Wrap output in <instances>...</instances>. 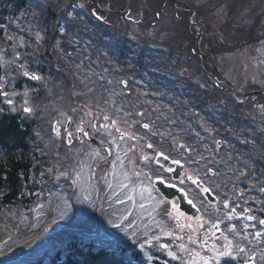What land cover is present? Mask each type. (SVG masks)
Wrapping results in <instances>:
<instances>
[{"label": "rangeland", "instance_id": "374dc122", "mask_svg": "<svg viewBox=\"0 0 264 264\" xmlns=\"http://www.w3.org/2000/svg\"><path fill=\"white\" fill-rule=\"evenodd\" d=\"M203 1L205 0H194L193 2L197 4ZM234 1L238 4L244 5L243 3L245 0ZM147 4H149V6L153 4L158 7L157 0H143L141 7ZM216 4L220 5V7L216 8V13L215 10H206L205 13L203 12L204 15L201 14V17L204 16V18H200V24L202 25L204 30L203 33L205 34L200 43L202 52L206 54L208 51H210L209 49L215 50V47L221 48V51L215 50L216 54L213 52L215 55L214 62L217 67H220L219 71L222 72L224 76L235 86L237 96H239L240 93L247 88H260L261 86H264V45L260 44L262 38L258 39V46L252 47V34H256L258 31V29L255 31L252 30L255 28L253 24L256 21L264 22V0H252V9L249 7L248 12H246V8L242 9L241 12H238L236 8L230 9L228 4L226 6V2L224 3L223 0H218ZM103 7H106L105 3L103 4ZM167 7H171V5L168 4ZM211 9H213V7ZM129 16L136 17L138 14L130 12ZM149 19H153V16L149 15ZM206 19L210 20V22L205 23ZM157 29L159 30L157 34H161L163 36L168 35L167 32L170 29L168 25V18L164 19L159 16L157 23L154 25L153 31ZM225 33L228 35H225ZM237 34H240V37L247 36L248 41L245 39L236 38ZM152 36L155 37L156 34H152ZM229 37H231V39L228 41ZM205 57L206 61L210 62V57L208 55ZM6 61H9V58H7ZM187 63H194L195 66H199V69L196 70L197 73H193L189 69V66H187L186 70L191 72L193 76L200 77L202 75V70L200 69L202 68V64L200 63L199 59L196 60L194 56L191 55V62ZM180 68L183 67L180 66L179 69ZM192 80L194 81L196 79ZM207 80L209 83L212 82L214 85L215 81L211 76L208 77ZM217 89L219 91V95H223V100L226 104L224 106L225 109L228 107L232 108V105L235 108L237 107V103L232 101L229 97L230 90L226 84L219 82L217 84ZM109 92L110 91H108L106 94V96L108 95L107 102L113 107L112 115L116 119L120 129L126 132L129 137L135 133L141 136L142 129L144 128V118H147V120L150 121V113L142 112L141 108H138L137 103H135L134 105L136 108L141 110L139 113L141 116L137 115L135 118L128 117L126 112L123 113L120 111V108L115 101V96ZM98 95L101 96V94ZM16 96V92L10 93L6 99H15ZM93 97L96 98V94ZM258 98L259 96L257 95H251L247 97L245 100H247L248 103H242L239 105L240 109L244 108V110L247 111L249 109V105L253 104V102H255ZM253 118H257V116ZM130 124H136V129L131 126H127ZM249 132L251 135L254 134L252 133V130ZM149 139L152 142L154 141L151 138ZM118 141L119 140L116 137L111 139L110 145L114 152L119 151L123 147V143L120 144ZM262 148L264 149V146ZM97 153H99V155H97ZM93 157H102V151L99 149L92 150L85 167L82 169H79L78 167L76 170L78 172L76 177L73 179L76 182L73 183L72 180V183L78 187V192H76L75 198L79 205L78 211L81 215H86L88 213L97 211L102 216V219H100L98 216L99 219L95 225L103 222L102 224L98 225V230H100V232L103 234L102 236L105 239L113 240L118 245V247L126 248L128 251L136 252L142 255L144 262L145 257H148L147 253H150V251L155 248L156 243L152 244V242L155 239V236L159 237V234L162 233L160 230H162V225L165 223L164 219L162 218L163 212L159 210V218L154 227L153 201H155V197L152 195L151 185L147 183L148 185L146 186H140V184H138V187L136 186L137 188L130 187L132 194L126 198H116L117 191L120 190L122 186L118 187L115 185L116 178L113 175V166L111 169H109L107 174H103L98 177L101 183H103L106 187L104 188V196L102 197L97 182L93 181V177L90 178L89 175L91 172V162ZM102 158L105 159L106 154ZM130 170H133V166ZM96 175L98 176L99 173H96ZM123 181H125L124 177ZM119 183L120 182H118V184ZM113 187H116V189L114 190ZM53 195H55V197L49 196L40 199L35 207L30 209L32 215L29 218H25V220L33 227L40 225L46 220L47 223L64 221L68 219V215L72 214V210L69 207L71 201L67 200L62 194ZM85 197H87V199H85ZM129 197H131V199H129ZM117 199L120 201H125L122 208V212L124 213H121V210L114 211L106 209V205L108 202H110V200L113 203H116ZM57 200H59V202H55L54 204L52 203L53 201ZM103 200L104 203L101 205ZM157 202L160 203V201ZM130 215L134 218H137L141 215H150L149 219L144 224V226L150 228V234L147 236H142L141 231L134 229L133 225H129L131 219ZM137 221L138 220L133 219V223ZM203 221H207L205 224L208 225V227L210 226V228L212 227L213 222L211 220L204 217ZM93 222L95 221H90L89 224H93ZM114 222H117L119 226L118 228L111 229L108 227L109 225H113ZM130 227L131 230H129ZM234 228L235 231L230 232L228 230L229 227L219 226L218 232L223 233V236H227L228 239L232 241V243L245 247L248 240V237L245 233L247 228L244 227V224H241L237 227L234 226ZM170 242H166L165 245L167 246V244ZM122 244L125 247H123ZM158 244L162 245L163 242H159ZM174 244L175 243H171L169 246ZM162 252L166 254L164 249ZM222 264H225V262Z\"/></svg>", "mask_w": 264, "mask_h": 264}, {"label": "trees", "instance_id": "16d2710c", "mask_svg": "<svg viewBox=\"0 0 264 264\" xmlns=\"http://www.w3.org/2000/svg\"><path fill=\"white\" fill-rule=\"evenodd\" d=\"M223 2H226V6L228 4L230 9L236 8L238 12H241V10L244 8H246V12H248L249 7L250 9H252V0H245L243 3L244 5L238 4L234 0H223ZM214 5H216V1H214L211 6L214 7ZM192 7L197 10L198 18L201 17V14L204 15L203 10L205 8L200 6ZM180 12L177 8L176 15H178V22L175 35L165 37L160 44L171 45L177 48L181 46H186L187 48H194L195 36L193 38H190V36H188V31L186 29L187 26L185 28L182 26ZM216 12L217 11H215V13ZM202 17L204 18V16ZM206 20L207 23L210 22V20ZM253 26L255 28L252 30L255 31L258 29V31L256 32L257 35L255 33L252 34V47H255L257 45L258 39H260V36L264 35V22L256 21ZM114 28L121 30V25H118ZM225 35L228 34L225 33ZM239 35L240 34H237L236 38L245 39L248 41L247 36L240 37ZM128 38L129 37H127V39ZM230 39L231 37H229L228 41ZM148 44L156 46L157 42L142 44L140 42H136V44H131L127 41L118 40V42L116 43V49L122 55H124L123 50L129 51V49L123 48L122 50V47H133ZM120 57L122 56L120 55ZM19 70L22 73V70ZM40 76L42 79L38 82L28 81L26 79L25 83L18 85V89H25L29 94L31 92H41L44 89V86L47 87V85L45 82H43L45 74L42 73L40 74ZM18 122L19 121H16L15 115L7 116L3 113H0V148L2 149V152L0 154V238L6 234V236L11 234L12 238L14 239L15 235L18 236L22 232L34 229L29 223H24L22 221V215L20 216V218L14 220L9 211L4 209L5 205H10L11 202L9 201L17 198L18 195L21 193L20 188L22 186V183L27 180V175L30 166L28 156L29 152L32 149V146L31 144L27 143L24 135L28 129H26L25 126L21 128L20 123ZM54 243H59L61 246L59 248H56L54 255L51 256V264H129L125 261L124 257L121 256L122 254L118 251L106 252L100 250L99 252L94 253L88 250L82 252L79 249L75 248V246L73 245H69L68 248H65L62 244L61 239H55L53 245ZM53 245L52 248H54ZM9 256L10 253H8V249H6L0 256V263L1 261H8ZM33 264H40V259L34 262Z\"/></svg>", "mask_w": 264, "mask_h": 264}, {"label": "flooded vegetation", "instance_id": "af4514ba", "mask_svg": "<svg viewBox=\"0 0 264 264\" xmlns=\"http://www.w3.org/2000/svg\"><path fill=\"white\" fill-rule=\"evenodd\" d=\"M88 1H92V0H88ZM95 1H97V0H95ZM66 32H69L67 37H77V36H80L82 34H84V36H92V35H99L100 36V35H109L112 33L111 31H95L94 32L92 30H73V31L64 30L62 32L61 36H64ZM76 34H80V35H76ZM55 35H58V33ZM79 127H82L85 132L88 130V127H84L83 125H80ZM76 129H77V127H75V126L72 129H70L69 127L67 128V131L72 133L71 142L73 143V141L76 138V140H78L79 142L84 143L85 135H83V133H77ZM66 136H67V133H66ZM125 159H126V162H129V160H130L129 157H126ZM142 161H144V158L136 159V167H138L140 165V162H142ZM143 172H145V170H143ZM223 192H224L223 189H218L216 196L220 197V194ZM233 202L239 208V211L237 213V217L240 219V222L232 224L231 226L237 227V226H240L242 223L252 224V226L246 230V232L250 236L251 245L246 246V247L239 246V247H242L245 249L247 256L245 255V253L237 251L236 247H235V248H233L232 254L234 256H236L237 259L232 260L229 257H222L221 258L222 260H219L218 264H222L223 262H230L232 264H235L237 262H240L242 260L247 259L249 256L255 257V254H254V252L256 251L255 243L257 242L256 237H255V233L257 231L258 226H260V228L264 227V225L259 224V220L264 219V215H263L264 213L262 212L263 211L262 207L264 205V202L260 203V205L257 203H254V204H249L246 206L241 205V203L239 202L238 199L233 200ZM172 204H175V203L173 201L170 202L169 210L175 213L174 209L172 208ZM245 209H247L248 211L245 212ZM179 211L181 212L180 209H179ZM213 214H215L214 210H211V215H209L208 213L204 212L203 207L199 206V217H202V220H204V217L209 219V220H212ZM247 215H251V216L255 217L256 219L251 220V221L245 220L243 217L247 216ZM180 218H182V222L180 221ZM175 220H177V219H175ZM193 220L194 219L191 218V221H190V217L185 216L184 214H183V216H179L180 225H183V227L178 229V231L174 234V236L179 237L183 240H187V241H189V236H191L196 240V243H195L196 246L199 245V241H200V244H201V242H204V245H205V247L203 246L204 250H207L208 248L211 249V247L213 245H215L217 251H222V246L225 243V241L221 240V237H223L221 235V233L218 234V231H217L215 233V236H213L212 232L214 230L212 229V227L211 228H210V226L208 227V225L207 226L203 225V227L194 231V229H196V225H194ZM213 223H216V221H214ZM189 224L192 225V228L187 227V225H189ZM219 226L223 227L224 221H220ZM202 237H205V239L202 240ZM197 251L198 250H196V252ZM263 258H264V256H260V259H263ZM252 261L254 263H256V261H258V260L254 258Z\"/></svg>", "mask_w": 264, "mask_h": 264}, {"label": "snow or ice", "instance_id": "6c2138e0", "mask_svg": "<svg viewBox=\"0 0 264 264\" xmlns=\"http://www.w3.org/2000/svg\"><path fill=\"white\" fill-rule=\"evenodd\" d=\"M24 74H25L26 76L29 75L27 72H25ZM30 79H37V80H38V79H40V77H38V76H36V75H31V76H30ZM0 95H5V96H6L7 93H6V92H0ZM7 103H8L9 105H12V104H13V101H12L11 99H8V100H7ZM24 103H25V107L23 108V111H24L25 113H30V112L32 111V109H31L30 107L27 106L28 101L25 100ZM13 111H15V108H13ZM108 119H109V117H108L107 115H105V116H104V120H108ZM69 122H70V120H69ZM81 124H83V120L81 121ZM112 124L115 125V124H116V121L113 120V121H112ZM92 126L95 127V125H92ZM100 127H102V128H107L108 125H106V124H102V125H100ZM143 127L147 129V128L149 127V125H148V124H144ZM65 130L67 131V129H65ZM53 131H56V132H57V135H59V130H58V129L53 128ZM116 131H117V132H120V129L117 128ZM76 132H77V133H83V135H85V136L88 135V133L85 132L84 129H83L82 127H77ZM67 135H68V137H69V141H68V142L71 143V139H70V138H71V136H72V133H71V132H68ZM123 137H124V133L120 132V138L123 139ZM148 147L151 148L152 145L149 144ZM180 147L183 148L184 146L181 145ZM97 155H99V153H97ZM157 155H161V154L158 153ZM145 159H147V157H145ZM164 159L167 160L168 157H167V156H164ZM172 163H174V164H178L179 161L173 160ZM167 171L171 172V171H173V170H172L171 168H169V169H167ZM209 171H211V169H209ZM158 179H160V182H161V183H164L163 179H161V178H159V177H158ZM189 179H192V178L189 177ZM75 182H76V181L73 180V183H75ZM192 182H193V183H198V181H196V180H192ZM181 183H183V181H181ZM170 186H171V187H175V185H170ZM201 191H203V192H208L209 189H208V188H202ZM261 191H264V189H261ZM85 199H87V197H85ZM129 199H131V197H129ZM188 202H189V204H192V201H191V200H189ZM193 207H195V205H193ZM228 207H229L228 201H225V202H224V208L227 209ZM172 208L174 209V211H175V215H176L177 217H179V216H183V213H181V212L179 211V209L176 207L175 204H172ZM247 211H248V210L245 209V212H247ZM225 215L227 216V218H228L229 220L233 219L234 216L236 215V209H235V208H232V209H231V212L225 213ZM243 218H244L245 220H249V221L256 219L255 217H253V216H251V215L244 216ZM190 219H191V218H190ZM195 220L197 221V225H196V229H194V231L197 230V229H199V228H201V227H203V224H204V223H207V221H203V220H202V217H195ZM219 223H220V221H217L216 223H213V224H212V229L214 230V231L212 232V235H213V236H215V233H216L217 231H219ZM259 224H260V225H264V219H260V220H259ZM117 227H119V226H117ZM181 227H183V225H181ZM187 227L192 228V225L189 224V225H187ZM244 227H245V228H248L249 225H248V224H245ZM228 230H229L230 232H234V231H235V228H234V226H232V227H229ZM221 235L223 236V233H221ZM261 235H262V233L259 232V231H257V232L255 233V237H257V238L260 237ZM223 239H224L225 243H224L223 246H222V248H223L222 251H217L215 245H213V246L211 247L210 251L213 252V256H212V257L201 256L199 252L189 251V255L191 256V260H190L189 264H210V261L213 260V259H215V260L217 261V264H218L220 258H222V257H229V258H231L232 260L237 259V257L234 256V255L232 254V253H233V245H232V241L229 240L227 236H223ZM189 241H190V243H192V244H195V243H196V240H195L193 237H191V236H189ZM201 246H205V245H204V242H201ZM161 247H167V246H166V245H161ZM180 248H181L182 250L188 251V250H186V249L184 248V245H183V244L180 245ZM236 250L239 251V252L245 253V255L247 256V253L245 252V249H244V248L237 246V247H236ZM169 255L172 256L173 259L176 258V256H175L174 253H171V252H170ZM253 259H254V257L249 256L247 259H245L244 264H251V261H252Z\"/></svg>", "mask_w": 264, "mask_h": 264}, {"label": "bare ground", "instance_id": "6f19581e", "mask_svg": "<svg viewBox=\"0 0 264 264\" xmlns=\"http://www.w3.org/2000/svg\"><path fill=\"white\" fill-rule=\"evenodd\" d=\"M13 2L15 0H12ZM130 3H132V13H137L138 11H140V6L141 4L143 3V0H128ZM119 3H123L125 2V0H119L118 1ZM61 31V29H60ZM182 57H184V61L182 62V64L187 60V55H181ZM232 97H233V94H232ZM56 202H59V200H57ZM164 203V208L167 209V211L165 212V216H164V221L167 223V222H172L175 218H177V216L175 215L174 212L170 211L169 210V203H167L166 201H162ZM55 202H53L54 204ZM180 221L182 222V218H180ZM173 225L171 223V225H169L168 228H172ZM176 233V231L173 232V235ZM163 239V237L161 238Z\"/></svg>", "mask_w": 264, "mask_h": 264}]
</instances>
